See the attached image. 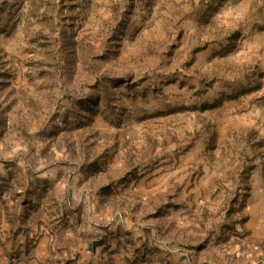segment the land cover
<instances>
[{
	"label": "rangeland",
	"instance_id": "374dc122",
	"mask_svg": "<svg viewBox=\"0 0 264 264\" xmlns=\"http://www.w3.org/2000/svg\"><path fill=\"white\" fill-rule=\"evenodd\" d=\"M0 264H264V0H0Z\"/></svg>",
	"mask_w": 264,
	"mask_h": 264
}]
</instances>
